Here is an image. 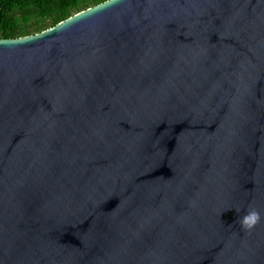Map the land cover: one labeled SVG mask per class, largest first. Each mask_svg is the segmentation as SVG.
<instances>
[{
  "label": "water",
  "instance_id": "1",
  "mask_svg": "<svg viewBox=\"0 0 264 264\" xmlns=\"http://www.w3.org/2000/svg\"><path fill=\"white\" fill-rule=\"evenodd\" d=\"M0 264H264V0L0 38Z\"/></svg>",
  "mask_w": 264,
  "mask_h": 264
},
{
  "label": "trees",
  "instance_id": "2",
  "mask_svg": "<svg viewBox=\"0 0 264 264\" xmlns=\"http://www.w3.org/2000/svg\"><path fill=\"white\" fill-rule=\"evenodd\" d=\"M105 0H0V38L38 33Z\"/></svg>",
  "mask_w": 264,
  "mask_h": 264
},
{
  "label": "clouds",
  "instance_id": "3",
  "mask_svg": "<svg viewBox=\"0 0 264 264\" xmlns=\"http://www.w3.org/2000/svg\"><path fill=\"white\" fill-rule=\"evenodd\" d=\"M235 210L238 213L237 223L243 231H251L261 221V214L255 208L249 207L243 215L239 214L241 209Z\"/></svg>",
  "mask_w": 264,
  "mask_h": 264
}]
</instances>
